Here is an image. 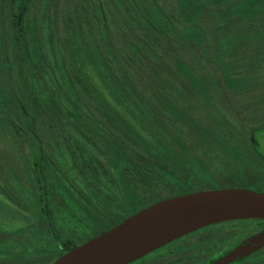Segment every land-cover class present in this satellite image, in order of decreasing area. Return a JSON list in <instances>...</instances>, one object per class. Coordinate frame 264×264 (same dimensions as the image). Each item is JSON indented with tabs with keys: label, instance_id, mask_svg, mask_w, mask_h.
Returning <instances> with one entry per match:
<instances>
[{
	"label": "rangeland",
	"instance_id": "obj_1",
	"mask_svg": "<svg viewBox=\"0 0 264 264\" xmlns=\"http://www.w3.org/2000/svg\"><path fill=\"white\" fill-rule=\"evenodd\" d=\"M16 1L0 0V94L10 98V107L20 117L13 96L17 94L29 103L30 114L37 121L35 126L30 120V126L37 128L44 138L52 172L46 171L44 182L39 181L35 167L37 143L26 132L15 129L6 115H0V241L8 244V249L3 250L12 248L18 254L26 251V255L0 258V264H43L54 257L56 240L76 246L93 238L100 223H94L91 215L116 223L122 214L121 207H115L113 195L118 192L105 165L76 145L63 125L76 128L101 155L109 153L103 138L109 131L93 123V113L99 111L91 103L101 109L104 104L106 112L116 97L128 96L112 77L110 60L105 55L108 27L114 29L118 52L124 49L122 27L126 26L124 9L119 6L124 0H109L110 10L104 14L98 0H34L32 21L37 22V27L33 29L31 24L29 34L36 38L30 42L35 47L41 46L49 60L41 77L29 68L24 49L15 38ZM159 2L169 7L173 0ZM209 22L211 54L187 41L179 31L168 38L151 34L147 44L153 49L150 57L154 65L137 69L134 76L150 100L123 101L135 111L136 115L130 119L144 136L157 138L177 151L180 157L176 163L193 162L195 169L187 166L180 169L181 181L188 180L190 172L196 173L197 177L190 182L193 190L257 185L258 180L253 177L247 183L243 179L249 169L259 167L260 162L264 164V44L252 40L254 30L242 21L228 24L226 18L214 16ZM78 44L85 46L86 56L74 54ZM178 56L185 58L203 78L207 96L173 79L171 74ZM61 68L86 95L93 110L83 105H79L78 112L71 109L63 93L66 84ZM161 99L182 107L195 126L164 113L159 116L160 111H166ZM22 125L29 126L23 120ZM226 145L234 148V154L225 150ZM126 154L133 168H144L140 175L137 169L129 168L130 180L142 194L144 204L172 196L173 187L157 176L154 178L147 169L149 158L129 147ZM241 160L245 161L242 167L238 163ZM236 165L242 168L243 175L232 171ZM44 184L49 202L45 216L41 207L34 205L44 196L41 188ZM91 204L96 207H90ZM241 230L239 224L217 226L135 264H200L206 257L201 253L204 249L221 240L229 241ZM33 248L48 252L34 255ZM246 264H264V250Z\"/></svg>",
	"mask_w": 264,
	"mask_h": 264
},
{
	"label": "trees",
	"instance_id": "obj_2",
	"mask_svg": "<svg viewBox=\"0 0 264 264\" xmlns=\"http://www.w3.org/2000/svg\"><path fill=\"white\" fill-rule=\"evenodd\" d=\"M98 1L101 5L100 11L103 14L110 10L109 0ZM33 4L34 0L16 1V14L13 26L15 30V38L18 44L22 47L21 49H24L29 68L36 74V76L41 77L48 69L49 60H47L45 54H43L41 46L35 47L31 45L30 42L35 41L36 38L35 35L30 37L29 33L31 30V24L34 25L33 29H36L37 27V22L32 21L33 17L35 19ZM119 6L124 9L123 16L125 18L124 23L126 27H122L124 30L122 36L125 41V46L123 51L118 52V48L116 49L117 37L114 33V29L112 27H108V34L105 35L107 46L105 55L106 58L110 60L112 77L119 82V86H123V90L128 93V96H125L122 99L115 96L116 98H114L116 99V102L113 106L108 104L109 110L106 112L103 110V108H105L104 104H102L101 109V107H96L97 105L91 103L92 107L97 108L99 113H102V115L98 112L93 113L95 116L93 123L99 126H104L103 128H106L109 131L107 137H103L109 147V153L107 155H101L81 133L76 131V128H73L67 123L63 125L65 131L70 137H72L76 145L88 150L94 155V157L105 165L118 192V194L115 196L113 195V197L114 201L117 203L115 207H121L122 209L121 217L116 223H111L110 221L104 220L100 216L91 215L90 219L94 223H100V229L93 237L112 229L141 209L163 200L155 199L148 204H144L142 194L137 192L138 190L132 183L133 179L132 181L130 180L131 177L129 170L130 167L133 170L137 169V175H140L144 168H133L132 161L126 154L128 147L136 150L140 155L150 159L149 168L147 169L150 170V173H152L154 178L157 176L159 179L164 180L173 187L171 192L172 196L167 198L198 192L193 190L190 184L191 179L197 177L196 173L193 174V172H190L187 176L188 180H180V169L186 166L191 169H195L193 167V162L185 160V163H176V159L180 157L177 151L166 147V145L157 138L149 139L144 136L141 130L136 126V122L130 119V117L132 118V116L136 115L135 111L132 112L131 105L127 106V104L123 101V99H136L141 102L150 100L143 94L142 87L136 83L137 80H134L137 69L142 70L146 65H154L150 57L153 49L147 44V38H150L152 36L151 34H159L168 38L172 33L174 35L176 34V31H179L180 35L187 41L193 43L207 54H211L213 41L211 40L212 32L210 33L209 27L212 23H210L209 20L215 16V18L218 17L220 20L226 18V22L228 24L242 21L246 26L248 25L249 28L254 30L255 33L253 34L252 40L255 43L263 42L264 44V0H236L235 2H232V0H173V3H171L169 7L163 2L160 3L159 0H124V3L120 2ZM133 11L136 16H133ZM178 23L181 27L180 25H177ZM219 24H223V21ZM134 34H136V37ZM73 52L77 56H79V54L86 56V50L83 44H78V48ZM262 59L264 60V52L262 53ZM175 65V71L171 74L173 75L172 77L174 80L179 83H186L198 93L207 96V89L203 78L197 74L196 69L189 64L185 58L178 56L176 58ZM158 66L161 67L160 64ZM61 69V74L65 79L66 84V89H63V93L66 95L69 104H71V109L78 112V110L80 111L81 109L79 105H83L93 110L94 108L89 105L86 95L81 92L74 81H70L68 79V73L65 72L63 68ZM63 70L64 72H62ZM70 96L71 98H69ZM13 97L14 98L12 99L15 102L16 108L21 114V117L10 107V98L8 96H3L2 94H0V115H6L11 120L15 129L26 132L37 143L38 154L35 167L36 172L39 174V181L42 183L44 182L46 171L52 172V168L48 166L47 159H49V154L45 147L44 138L40 132L37 131V128L34 129L30 126V120H33V124H35V126L37 125V121L30 114L29 103L22 100L17 94ZM163 100L164 99H161L160 102H163V106L166 111H160L159 116L164 114L171 115V117L177 121H181L191 127L195 126L191 115L187 113V111L178 105L165 103ZM150 105L151 104H149V106ZM119 109L125 110V113ZM22 120L25 122V125H29V128L22 125ZM262 126H264V123ZM225 150L228 153L234 154V148L230 145H226ZM238 163L241 167L245 165V161L242 160ZM241 167L237 166V168L232 169V171H238L240 175H243ZM131 175L132 177L134 176V174ZM249 177L257 179L258 184H248L247 186L237 184L235 187L249 188L254 191L264 193V164L262 162L259 163V167L249 169L248 172H246V176L243 181L247 183ZM41 188L44 189V196L42 199L36 201L34 205L35 207H41L40 212H42L45 216L49 202L45 191V184L41 185ZM105 204L107 206L109 205L108 203ZM90 207L96 206L91 204ZM28 222L31 229H33L30 219H28ZM48 224L49 226H52L49 221ZM233 224L241 225L242 230L240 232H236L234 236L229 239V241L228 239L221 240L204 249L201 253L206 254V257L200 264L212 263L232 251L253 234L264 229V221L256 220L236 221L221 225ZM221 225L211 226L194 234L207 231ZM194 234L177 240L160 250H165L173 244ZM82 244L72 246L69 242L61 243L56 240V249L54 250L56 253H54V257L50 261L44 262L43 264H51L63 254ZM7 245V243L0 241V258L7 256L14 257L20 254L26 255L24 254L26 251H22L19 254L14 253V249L11 247L10 250H3V248L8 247ZM32 250L34 255H42L48 252L44 248H33ZM253 257H255V255ZM250 259L251 258H245L234 264H246L250 261Z\"/></svg>",
	"mask_w": 264,
	"mask_h": 264
},
{
	"label": "water",
	"instance_id": "obj_3",
	"mask_svg": "<svg viewBox=\"0 0 264 264\" xmlns=\"http://www.w3.org/2000/svg\"><path fill=\"white\" fill-rule=\"evenodd\" d=\"M264 221V193L231 187L160 200L51 264H133L205 228ZM264 249V229L210 264H234Z\"/></svg>",
	"mask_w": 264,
	"mask_h": 264
},
{
	"label": "flooded vegetation",
	"instance_id": "obj_4",
	"mask_svg": "<svg viewBox=\"0 0 264 264\" xmlns=\"http://www.w3.org/2000/svg\"><path fill=\"white\" fill-rule=\"evenodd\" d=\"M246 238H247V237H246ZM246 238H245V239H246ZM263 250H264V249H263ZM263 250H262V251H263ZM161 251H163V250H158V251H156V252L154 253V256H155L157 253H160ZM260 252H261V251H260ZM260 252H258V253H260ZM258 253L254 254V255L256 256ZM254 255L250 256L249 258L253 259V258H254V257H253ZM249 258H246V259H249ZM143 259H144V258H143ZM251 259H250V260H251ZM141 260H142V259H141ZM139 261H140V260H139ZM137 262H138V261H137ZM137 262H136V263H137ZM142 262H145V259H144L143 261H141L140 263H142ZM133 264H134V263H133Z\"/></svg>",
	"mask_w": 264,
	"mask_h": 264
}]
</instances>
